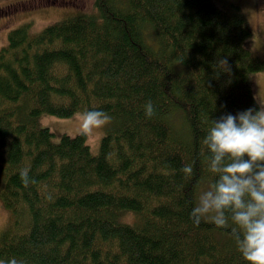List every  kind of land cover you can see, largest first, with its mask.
<instances>
[{
    "label": "trees",
    "instance_id": "1",
    "mask_svg": "<svg viewBox=\"0 0 264 264\" xmlns=\"http://www.w3.org/2000/svg\"><path fill=\"white\" fill-rule=\"evenodd\" d=\"M90 7L35 33L20 24L0 48V261L246 264L230 219L224 229L190 216L215 179L203 143L212 120L259 108L248 77L264 62L242 45L245 16L212 0ZM92 110L113 122L96 153L80 133L53 142L37 125Z\"/></svg>",
    "mask_w": 264,
    "mask_h": 264
},
{
    "label": "clouds",
    "instance_id": "2",
    "mask_svg": "<svg viewBox=\"0 0 264 264\" xmlns=\"http://www.w3.org/2000/svg\"><path fill=\"white\" fill-rule=\"evenodd\" d=\"M218 63L222 71L230 72L226 59ZM144 114L146 118L155 115L151 101L144 105ZM110 121L103 111L82 113L80 134L90 136ZM203 143L215 179L192 209L193 223L198 226L203 217H208L218 228L227 229L230 219L234 225L231 235L246 264H264V104L212 120ZM183 171L191 175L193 169L189 165ZM29 172L25 167L19 173L25 187L35 183ZM0 264L24 262L11 258Z\"/></svg>",
    "mask_w": 264,
    "mask_h": 264
},
{
    "label": "rangeland",
    "instance_id": "3",
    "mask_svg": "<svg viewBox=\"0 0 264 264\" xmlns=\"http://www.w3.org/2000/svg\"><path fill=\"white\" fill-rule=\"evenodd\" d=\"M223 10H230L237 6L245 16L251 35L242 45L264 62V0H212ZM93 0H0V48L6 44L7 33L16 26L28 23L32 32L55 23L72 15L87 12L91 9ZM248 83L252 95L258 104H264V69L250 74ZM82 113H76L69 118H60L49 114H41L37 118V125L46 127L52 133V141L58 142L63 134L74 136L81 132L80 122ZM112 121L102 129L86 136L87 144L93 153H96L101 136ZM210 187L202 183L200 195ZM199 200V198H198ZM8 216L0 203V228L5 226Z\"/></svg>",
    "mask_w": 264,
    "mask_h": 264
}]
</instances>
